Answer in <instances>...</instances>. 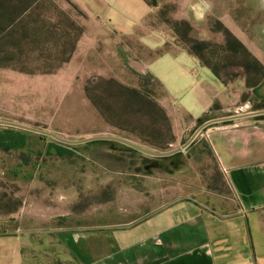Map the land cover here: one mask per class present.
<instances>
[{"label":"rangeland","instance_id":"1","mask_svg":"<svg viewBox=\"0 0 264 264\" xmlns=\"http://www.w3.org/2000/svg\"><path fill=\"white\" fill-rule=\"evenodd\" d=\"M230 15L247 32L235 37L262 48L248 51L264 63V0H37L0 37V121L52 132L69 141L128 136L115 125L153 138L151 128L160 127L155 119L134 117L121 122L108 114L107 121L88 97H96L105 109L111 100L101 79H114L130 88L146 84L171 114L175 142L165 151L143 145L136 137L134 142L162 153L178 149L210 120L264 109L261 72L253 68L245 74L240 67L253 62L227 52L221 27L229 30L225 23ZM165 21L188 22L193 30L190 37L210 44L211 50L205 51L208 61L223 67L224 78L231 82L223 85L191 56ZM179 28L185 35L186 29ZM148 70L163 89L149 80ZM201 93L225 100L228 109L216 103L207 120L198 121L192 132L180 138L192 123L187 112L202 116ZM6 131L25 134L27 139L25 149L0 148L1 264L8 263V256L15 260L14 253L21 250L25 264H73L62 261L67 253L57 231L89 219L95 206L105 203L104 192H114V202L124 189L143 187L150 174L189 197L204 191L198 197L207 204L216 201L211 193L229 196L217 159L214 162L199 147L146 162L153 158L101 141L66 145L0 125V133ZM61 144L76 149L68 148L74 156L59 157L56 146Z\"/></svg>","mask_w":264,"mask_h":264},{"label":"crops","instance_id":"2","mask_svg":"<svg viewBox=\"0 0 264 264\" xmlns=\"http://www.w3.org/2000/svg\"><path fill=\"white\" fill-rule=\"evenodd\" d=\"M230 19L231 15L225 24L234 36L247 35L244 26ZM255 32L260 35L259 29ZM240 41L249 51L262 50L245 39ZM216 103L228 109L225 100L201 93L202 116L187 112L192 123L180 138L192 132ZM168 116L173 121L171 114ZM200 136L207 138L215 153L229 187L228 197L211 193L217 202L207 204L198 197L204 191L189 197L166 186L161 178L148 175L143 187L124 189L114 202L96 205L89 219L59 229L56 237L67 253L62 261L264 264V115L214 124ZM14 254L15 260L8 256L7 264H25L22 250Z\"/></svg>","mask_w":264,"mask_h":264},{"label":"trees","instance_id":"3","mask_svg":"<svg viewBox=\"0 0 264 264\" xmlns=\"http://www.w3.org/2000/svg\"><path fill=\"white\" fill-rule=\"evenodd\" d=\"M36 3H37V0H0V37L4 35V33L7 30L12 29L16 21L19 19V17L23 13L26 14L28 10H30L32 5ZM152 6H155V5H152ZM165 23L171 26V29L175 33L176 37L179 39L183 48L191 56L198 59L200 64L203 67L211 70L214 76L223 85H227L231 82L224 78V75L222 73L223 67H220L219 65H216V64H212L208 61L207 59L208 55L205 54V51L211 50L210 44L206 42L197 41L190 37L193 30H192L191 25L188 22L181 21V22L172 23L170 21H165ZM179 26H183L186 29L185 35H182V33L180 32ZM221 28L223 29L225 36L227 38V43H226L227 52L228 53L230 52L231 54H234V55L240 53L242 56L250 60V62H253L252 63L253 65L243 64L240 67L242 70L246 72L245 74H248L250 71L253 70V68H256L259 72H261L260 73L261 77L264 78V67L261 65V63H259L255 58L252 57L248 49L229 30L225 29L223 26ZM81 34H83V31L81 32ZM74 50H75V47L72 49V52ZM160 55L161 54H159V56ZM70 58L71 56L65 59L63 63H67L70 60ZM59 68L60 66L56 68V70H58ZM224 69H226V66L224 67ZM25 73H28V71H26ZM45 73H49V72H45ZM149 80L152 81L156 85V87H158L159 89L164 88L161 82L153 74L149 75ZM100 82L103 85V88L105 87L104 90L108 96L107 99L111 100V104L106 107L109 109H106V108L104 109V107L99 105L97 103L98 101L96 100L97 99L96 97H92V95H88V97L93 103V105L98 108V110L101 112V114L107 121L110 119V117H108V114L110 116L112 114V118L119 119L121 122H125V121L127 122L131 118L140 117L143 120H146L148 118L155 119L160 124V127L158 128H154V127L153 129L151 128V131L153 133V138L142 137V135L139 136L136 134L135 131L126 129L122 126L120 127V125H115L117 126V130L128 134V136L117 135L116 137L129 140L132 142L135 141L133 137H136L137 139L143 142V145H149V147L157 151H165L172 144H174L175 137L172 134L170 118L167 115L165 109L159 104L157 98L153 97V95L149 93V91L147 90L146 84H142L139 88H130V87H127L117 82L114 79H110V80L101 79ZM253 87L254 89L257 88L256 85ZM89 92H92V91H89ZM207 117H208V114L202 117L199 120V122L207 120L208 119ZM26 139L27 138L25 134H14L10 131H6L5 134L0 133V148H3L5 150L25 149ZM101 142H105L104 144H109V146H112L113 148L120 147L126 150H129V149L133 150L119 143L110 142V141H101ZM196 147H199L202 154L203 153L207 154L214 162H216L217 158L215 156V153L210 143L206 139L202 138V139L195 140L188 147V150L193 151L194 149H196ZM68 148H72L73 151L74 150L76 151V149H73V147H67L62 144L59 146H56L58 156L61 158H65L66 155H69L70 157L74 156L75 153L73 151H70ZM179 155L180 154L176 156H179ZM189 156L190 157L192 156L191 153ZM153 160H158V159L156 158H153L152 160L146 159V162H152ZM146 173L150 174L149 171H147ZM102 196H103V201L105 203L111 202L113 201V198H114V192L109 193L107 191V192H104Z\"/></svg>","mask_w":264,"mask_h":264},{"label":"water","instance_id":"4","mask_svg":"<svg viewBox=\"0 0 264 264\" xmlns=\"http://www.w3.org/2000/svg\"><path fill=\"white\" fill-rule=\"evenodd\" d=\"M261 115H264V110H260V111H256V112H252V113H247V114H243V115H236V116L222 118V119H216V120L206 122L201 127H199V129L194 133L192 138L184 146H182L178 149H175L173 151L167 152V153L156 152V151L147 149L145 147H142L135 142L125 140V139H122V138H119L116 136H99V137L84 139L81 141H69V140H66V139L59 137L55 133L36 129L33 127H29V126H25L22 124L0 121V125L5 126L7 128H16V129H20V130H24V131H28V132L37 133L40 135H45V136L51 137V138H53V139H55V140H57L63 144H66V145H82V144H87V143H91V142H95V141H110V142H115V143L125 145V146H127V147H129V148H131L137 152H140V153H142L148 157H151V158H168V157L175 156V155L185 151L186 149H188V147L198 138V136L202 133V131L204 129L208 128L209 126H212V125L218 124V123L228 122V121L257 117V116H261Z\"/></svg>","mask_w":264,"mask_h":264},{"label":"clouds","instance_id":"5","mask_svg":"<svg viewBox=\"0 0 264 264\" xmlns=\"http://www.w3.org/2000/svg\"><path fill=\"white\" fill-rule=\"evenodd\" d=\"M208 7H209V9H210L211 6L209 5Z\"/></svg>","mask_w":264,"mask_h":264}]
</instances>
